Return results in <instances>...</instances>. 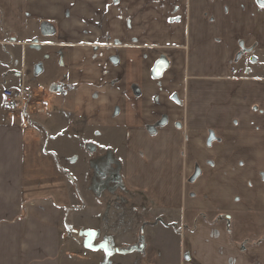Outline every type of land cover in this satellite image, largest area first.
Here are the masks:
<instances>
[{
    "label": "crops",
    "instance_id": "obj_1",
    "mask_svg": "<svg viewBox=\"0 0 264 264\" xmlns=\"http://www.w3.org/2000/svg\"><path fill=\"white\" fill-rule=\"evenodd\" d=\"M262 5L0 0V264H264ZM20 87L47 112H5ZM65 130L95 154L92 182L114 165L130 210L85 196ZM91 207L104 222L77 223ZM142 225L141 255L108 263L79 235L124 250Z\"/></svg>",
    "mask_w": 264,
    "mask_h": 264
},
{
    "label": "rangeland",
    "instance_id": "obj_2",
    "mask_svg": "<svg viewBox=\"0 0 264 264\" xmlns=\"http://www.w3.org/2000/svg\"><path fill=\"white\" fill-rule=\"evenodd\" d=\"M53 87L52 85H49L47 90L49 93H51V91H53ZM36 97H39V99L43 102L44 99L41 97V96H37V94H35ZM47 105V104H45ZM38 108V106H37ZM36 108V109H37ZM61 138H67L68 139V145H66V148L69 150V152H72V155H71V159L73 157V159L71 161L75 162L77 160H79V162L77 163L76 165V168L79 169V166L81 169H79V173H80V189H82L84 187V191H85V196H87V190L85 188H87V186L92 182V178L89 176V169L86 170V167H85V173L82 172V169H83V165H82V162L85 163V165H87L88 167V164H90L88 162V158H95L96 159V156L93 152H89V149L87 148L86 146V141L85 140H81L79 139L78 137L76 136H73L75 135V133L71 132V131H63L61 132ZM69 136H71L69 138ZM104 148H100V150H106L105 148V145H102ZM75 152V153H74ZM95 156V157H94ZM104 158H101L102 162L105 161V158H109L110 156H103ZM110 159V158H109ZM104 160V161H103ZM94 168H99L98 165H92ZM101 168H104L102 169V171H104V173L102 172L99 173L97 176H96V179L94 178L92 184L90 185L92 190H97L99 192H97L96 194H99L101 199L103 200V202H105V204H107L108 206L109 205H116L118 202L121 204V206H125L127 210H130L131 209V206L133 205V199L130 200L131 196L129 193H126L124 191H122V188L120 186L119 183H117L115 180H114V176L115 174L113 173V169H114V165H110V164H107L106 166L102 165ZM98 170V169H96ZM92 175V174H91ZM89 176V177H88ZM81 183L83 185H81ZM96 192V191H95ZM138 198V197H136ZM139 199V198H138ZM130 200V201H129ZM140 202L143 206V211L145 210V202L143 199H140ZM91 210H89L88 212H86L85 214H83V216L80 218V221H77V223H84V222H87V221H91V222H94V221H103L104 222V218H105V214L104 213H101V214H97L96 215V212L94 211L93 207L90 208ZM142 215L144 216L143 218L148 220V221H151L153 219V215H148L146 216L144 212H142ZM128 223H130V220H128ZM75 224H76V221H75ZM140 230H144V238L149 241L150 240V237H151V230H147L146 231V228L144 225H142L140 227ZM70 232V231H69ZM67 231V234L69 233ZM128 233H129V230H128ZM75 238L78 237V233L75 231V233L73 232L72 233ZM72 234L69 235L72 237ZM130 235V234H128ZM79 239V237H78ZM81 241V239H79ZM102 254H104L102 251L100 252ZM87 254H91V252H87ZM132 255H136V256H139L141 254H139L138 252H135L133 253ZM123 256L122 255H118L116 256L115 259H119V258H122ZM85 259V258H83Z\"/></svg>",
    "mask_w": 264,
    "mask_h": 264
},
{
    "label": "built area",
    "instance_id": "obj_3",
    "mask_svg": "<svg viewBox=\"0 0 264 264\" xmlns=\"http://www.w3.org/2000/svg\"><path fill=\"white\" fill-rule=\"evenodd\" d=\"M1 92L3 110L12 116L21 117L24 121L31 122L32 116H41L47 112L46 103L42 102L39 97H36L35 93L25 87L2 89Z\"/></svg>",
    "mask_w": 264,
    "mask_h": 264
},
{
    "label": "water",
    "instance_id": "obj_4",
    "mask_svg": "<svg viewBox=\"0 0 264 264\" xmlns=\"http://www.w3.org/2000/svg\"><path fill=\"white\" fill-rule=\"evenodd\" d=\"M168 68V63L164 60H160L154 70H153V77L154 78H160L164 74L165 70ZM80 238L83 239V246L86 250L89 251H102L105 255V262L108 263L110 259L115 255H128L135 252H142L145 248L144 239H142L141 243L139 245H136L134 247H131L129 249H116L113 248L108 241H103L99 244H96V239L98 237V234L93 231H82L79 233Z\"/></svg>",
    "mask_w": 264,
    "mask_h": 264
},
{
    "label": "trees",
    "instance_id": "obj_5",
    "mask_svg": "<svg viewBox=\"0 0 264 264\" xmlns=\"http://www.w3.org/2000/svg\"><path fill=\"white\" fill-rule=\"evenodd\" d=\"M144 226H147V225H144ZM142 239H144V230H142L140 232V241H139V244L141 243Z\"/></svg>",
    "mask_w": 264,
    "mask_h": 264
},
{
    "label": "snow or ice",
    "instance_id": "obj_6",
    "mask_svg": "<svg viewBox=\"0 0 264 264\" xmlns=\"http://www.w3.org/2000/svg\"><path fill=\"white\" fill-rule=\"evenodd\" d=\"M262 6H264V5H262Z\"/></svg>",
    "mask_w": 264,
    "mask_h": 264
},
{
    "label": "bare ground",
    "instance_id": "obj_7",
    "mask_svg": "<svg viewBox=\"0 0 264 264\" xmlns=\"http://www.w3.org/2000/svg\"><path fill=\"white\" fill-rule=\"evenodd\" d=\"M97 244V243H96Z\"/></svg>",
    "mask_w": 264,
    "mask_h": 264
}]
</instances>
